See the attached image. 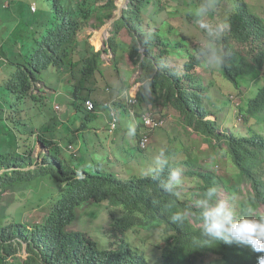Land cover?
Here are the masks:
<instances>
[{
  "label": "clouds",
  "instance_id": "clouds-1",
  "mask_svg": "<svg viewBox=\"0 0 264 264\" xmlns=\"http://www.w3.org/2000/svg\"><path fill=\"white\" fill-rule=\"evenodd\" d=\"M65 1H68L66 7L60 0L46 1L54 10L61 3L63 7L58 16L46 7L43 0L41 11L39 3H31V11L34 12L32 5H35L37 10L34 13L39 14L43 27L35 34H28V42L34 48L29 51L26 60L27 65L39 68L32 70L34 74L30 75L32 79L26 86L16 88L9 79L10 62L4 52L12 44L13 27L16 28L21 18L18 17L14 24L16 15L12 1L0 0V264H116L94 246L86 254L74 250L68 256L60 250V237L65 230L85 238L87 227L98 219L102 221L107 217V223L114 225V220L108 219V214L111 216L114 208L111 203L107 206L92 204L78 190V181L84 177L82 172L96 168L84 169L85 154L81 140L70 139L67 134L57 141L52 138L57 117L62 116V125L70 130L66 123H70V120L66 119L65 122L60 114L61 105L54 104L56 113L49 109L55 97L52 95L55 86L51 84H54L60 68L66 67L65 72L70 76L69 83L73 87L79 86L80 92L72 86V90L67 92L79 104L75 106L74 113L84 114L86 125L90 123L87 128L96 136L99 149L102 150L100 153L95 151L97 154H91L92 157L98 162L96 159L99 157L108 156L113 165L120 164L119 159L131 147L138 126H143L139 143L145 149L151 142L162 145L177 137L187 138L184 133L187 127L185 114L182 108L169 103L167 94H170V86L164 80L174 68L170 49L180 39L178 32L198 50L210 69L217 67L220 83L223 81L229 85L222 90V97H215L216 78H213L215 83L210 101L220 103L227 100L232 105L243 104V97L251 93L248 78L257 70L261 72L257 80L264 84V0H129L124 10L126 14L118 19L113 17L114 10L110 12L113 6L111 0L110 15L103 17V20L98 17V11H93L96 1ZM96 17L99 20L97 23L94 22ZM152 20L156 22L155 26L151 25ZM119 21H123L128 28L127 33H119ZM190 34H194L195 38L192 39ZM14 47L20 51V41L16 40ZM182 47L183 43L180 49ZM183 61L189 64V60L184 57ZM249 64L256 68L250 74L247 71ZM46 71H49L50 77H46ZM78 73L83 75L80 77ZM189 75V71L182 74L180 82L188 80ZM85 78L96 81L97 86L102 88L105 106L98 108L92 98L82 99L85 106L79 103L76 94L81 97L89 93ZM75 79L80 81L79 84L74 83ZM118 86L119 90H114ZM185 88L181 84L174 87L176 96L184 98L187 94ZM27 91L36 96L28 109L23 97ZM256 96L255 92L252 98ZM141 98L153 106L143 116L138 112V107L142 105ZM122 99L127 100V106L113 104ZM88 102L93 103L92 109ZM70 105L74 106L75 103ZM42 106L45 107V114L43 112L41 115L38 109ZM106 111L111 113L110 119L103 116ZM90 113L96 116L90 117ZM121 113L126 115V119L121 118ZM155 113H159L160 117ZM46 117L48 120L43 122L42 119ZM168 118L177 121L173 129L166 125ZM92 119L99 123L106 121L108 126L104 125L103 131L92 130ZM208 119L216 121L219 115H211ZM11 121L16 123L12 125ZM105 133L113 136L106 143L99 136ZM76 134L79 132L76 131ZM192 137L198 138L199 145L204 147H213L217 143V139L201 135L196 130ZM223 146L222 149L229 152L225 149L228 145ZM64 155L81 159L83 168H77L73 174L64 170H51L57 158ZM180 158H186V154ZM196 165L203 172L219 174L226 182L217 189L208 187L197 202V206L202 209L200 233L204 243L223 242L264 253V214L250 212V215H238L230 201L233 198L243 200V195L238 192L233 197L228 192L226 186L230 189L233 187L226 180L230 174ZM183 176L190 178L183 173V169H172L164 184L165 190L171 192L179 188L184 183ZM245 183L248 188L250 183ZM46 189L49 193H45ZM190 189L194 192V199L183 196ZM196 192V186L189 183L180 197L195 205L198 199ZM237 208L242 210L239 205ZM195 214L188 210L177 211L172 219L181 222L192 215L197 220ZM21 252H26L27 257L20 256ZM258 264H264V255L258 257Z\"/></svg>",
  "mask_w": 264,
  "mask_h": 264
},
{
  "label": "trees",
  "instance_id": "trees-1",
  "mask_svg": "<svg viewBox=\"0 0 264 264\" xmlns=\"http://www.w3.org/2000/svg\"><path fill=\"white\" fill-rule=\"evenodd\" d=\"M11 1L12 9L15 8L14 15H16H13L14 24L18 17L21 20L16 28L13 27L12 44L6 47L4 55L8 56L10 62L9 79L18 88L26 86L27 82L32 79L30 75L34 74L32 70L39 68L27 65L26 59L29 51L34 48V45L28 42V34H35L43 27L39 14L31 11V3H39L40 11L42 3L41 0ZM46 1L48 0H43L46 7L58 16L59 10L63 7L61 3L57 4V10H54L52 5L46 4ZM60 1L64 2L66 7L68 1ZM90 1L97 2L93 6V11H98L99 18L103 20V17H109L111 0ZM150 23L153 26L156 25L153 20ZM178 33L180 39L170 49L174 68L164 80L170 86V94H167L169 103L182 108L185 114L184 120L187 127L184 133L187 138L177 137L162 145L153 142L145 149L139 143L142 139L143 126H138L134 131L131 147L119 159L120 164L113 165L108 156L96 159L102 166L109 167V169L96 167L93 171L82 172L84 177L78 181V190L84 193L92 204L107 206L111 203L114 208L111 210V216L108 214V219L114 220V225L107 223V217L102 221L98 219L95 224L87 227L85 238L80 234L65 230L60 237L62 254L69 256V253H73L74 250H80L86 254L94 246L102 252L103 256L112 259L116 264H258V257L264 255V253H256L250 248L235 244L204 243L200 233L202 209L197 206V202L208 187L214 186L217 189L226 182L219 174L203 172L204 170L196 165L199 140L192 137L193 131L196 130L201 135L217 139V143L213 144L215 152L221 150L224 144L228 145L225 149L229 150L234 164L241 169L240 177L243 183H250L254 189V192L249 193L248 199L236 200L237 205L242 208V212L239 208H235L238 215H250V212L264 214L260 210L264 204V177L262 175L264 169V84L261 80H257L261 72L257 70L248 78L251 93L246 98L243 97V104L232 105L227 103V100L220 101V103L210 101L215 82L214 79L211 82L205 80L204 72L210 69L209 64L202 55H199L198 50L191 45L188 39L180 32ZM16 40L21 43L20 51L15 50ZM182 43L183 47L180 49ZM172 56L169 57L172 58ZM183 57L189 60V64L183 61ZM255 69L251 64L247 66L249 74ZM187 71L190 72L188 80L181 83L180 76ZM85 80L88 81L89 93L81 97L76 94L80 100L79 103H83L82 99L92 98L98 108L105 106L106 98L102 88L97 86V82L92 79L85 78ZM180 84L187 90L184 98L177 97L175 94L174 87ZM114 90H119V86ZM255 92L257 96L252 98ZM23 97L26 109L30 107L31 101L33 104L36 99V96L30 94L29 91L25 92ZM141 99L142 105L138 107V112L140 116H143V113L151 110L153 106L146 99ZM41 100L43 102V99ZM113 104L127 106L128 102L122 99ZM83 105L85 106L84 103ZM44 108L42 106L38 109L41 115L43 112L45 114ZM211 115H219V119L209 120ZM89 116L95 117L96 114L90 113ZM15 123L11 121L12 125ZM104 125H107L106 121L99 123L96 119L91 120L92 130L99 131ZM99 136H102L104 143L113 139L109 133ZM93 139L97 142L95 135ZM98 151L102 152L100 149ZM182 154H186V158H180ZM61 157L57 158L58 161L54 163L51 170H64L73 174L77 168H83L81 159H75L71 155ZM131 168H134L135 173ZM174 168L183 169V173L188 174L190 178L186 179L183 176L184 183L179 188L171 192L166 191L164 184L167 183L168 175ZM189 183L196 186L198 199L195 200V205H191L189 201H184L180 197V193ZM36 187L39 189L38 185ZM226 187L233 197L238 195L236 189ZM45 193H49V190L46 189ZM184 210L196 213L194 216L197 220L190 215L185 221H173V215L177 211Z\"/></svg>",
  "mask_w": 264,
  "mask_h": 264
},
{
  "label": "rangeland",
  "instance_id": "rangeland-1",
  "mask_svg": "<svg viewBox=\"0 0 264 264\" xmlns=\"http://www.w3.org/2000/svg\"><path fill=\"white\" fill-rule=\"evenodd\" d=\"M129 0H113V6L110 7V12H112L113 10V17L115 19L120 18L122 15H125V8L128 4ZM32 10L34 12H36L37 7L35 5H32ZM1 17V16H0ZM94 22L97 23L99 22L98 18L96 17L94 19ZM95 26V25H94ZM118 28H119V33L120 34H125L127 33L129 30L126 26H124L123 21H119L118 22ZM192 39L195 38L194 34H190ZM2 40H1V36H0V44H1ZM212 43V42H209ZM216 44H219V42H214ZM208 47L211 49V46L208 45ZM61 67V66H59ZM57 67V71L58 68ZM216 66L215 69H210L207 70L206 72H204L205 75V80H207L208 82H211V80L213 78H216V88L214 87V96L215 97H222L223 96V92L222 90H224L225 88H228L229 85L226 82H223L218 80L217 78V71H216ZM46 77H50V73L49 71H46L45 73ZM78 75L81 77L83 74L82 73H78ZM235 89V86H232ZM64 94H71L70 92H67L66 90L63 91ZM59 94H60V90H59ZM63 99V103H65L66 101V108L63 111V117L65 119H69V122H66L69 126H70V130H67V128H65L61 121H62V116L60 114H58L57 116H61V117H57V120H55V131L51 133L52 138L54 140H58L59 138L65 136L66 134L69 135L70 139H75L81 140V144H83L84 146V154H85V162H84V169L86 170H93L94 167H99V168H103V169H109V167H104L102 166L100 163L96 162L94 160V158L92 157V155H96L94 152L98 151L99 146L97 144L96 141H94L93 139V132L91 130H89L87 128L85 119H84V114L83 113H74V107L78 106L79 104L76 103L75 106L70 105L71 103V99L70 100H66L64 96H62ZM68 105V107H67ZM157 117H160L159 113H155ZM53 116V114L49 117L51 120V117ZM56 117V115H54ZM121 118L124 120L126 119V115L121 113ZM43 122H46L48 120V118H43L42 119ZM53 120V119H52ZM167 126H170L173 129V124H177V121L174 122L173 118H168L167 119ZM165 125V126H166ZM76 131L79 132V134H76ZM153 136V135H152ZM106 147V145H105ZM91 151V153L89 152ZM92 154V155H91ZM131 161V159H129ZM133 163H134V158L132 159ZM196 163L200 166L203 167L206 170H210V171H214V172H226L230 174V177H226L227 182L231 183L233 185V189H236L239 194L243 195V200L248 199V195H249V191L250 192H254L253 187L251 186V184H248V188H247V184L241 179L240 174H241V169L234 164L232 157L230 156L229 152L221 149L219 151L216 150L213 151V147H204L202 145H199L198 150L196 151ZM129 167H127L128 169ZM132 171L135 173L134 168H131ZM121 170V169H120ZM118 175H122L121 173H118ZM263 175H264V171H263ZM184 197H186L187 199H194L195 195L193 190H186L185 193L183 194ZM237 199L231 200L230 203L237 208V203H236ZM241 210V209H240ZM260 210L262 213H264V204L260 207ZM242 212V210H241ZM26 221H29V218L26 219ZM20 256H24L27 257V253L26 252H21Z\"/></svg>",
  "mask_w": 264,
  "mask_h": 264
},
{
  "label": "crops",
  "instance_id": "crops-1",
  "mask_svg": "<svg viewBox=\"0 0 264 264\" xmlns=\"http://www.w3.org/2000/svg\"><path fill=\"white\" fill-rule=\"evenodd\" d=\"M66 68V67H65ZM65 68H60L57 78L55 79L54 84H51L54 87V90H52V95L54 94L55 97L52 98L51 103L52 106L49 108L50 111H53V113H56V111L54 110V104L58 103L59 105H61V110H60V114L63 115V111L66 108V102L63 103V99L62 96L65 97L66 100H70L71 99V103H77L76 99L74 97H72L69 94H64L63 91H70L72 90V88L70 86H72V84H70V76H67L66 72H65ZM80 80V78H79ZM80 81H77L76 79L74 80L75 84H79ZM73 87V86H72ZM75 90H78L79 86L73 87ZM60 90V94L58 95V92ZM77 92H80L79 90ZM75 106V105H74ZM76 107H74L75 109ZM51 116V115H50ZM103 116H107L109 119L111 117V113L109 111L104 112ZM78 135V134H77ZM78 142H80L78 140ZM80 144V143H79Z\"/></svg>",
  "mask_w": 264,
  "mask_h": 264
},
{
  "label": "built area",
  "instance_id": "built-area-1",
  "mask_svg": "<svg viewBox=\"0 0 264 264\" xmlns=\"http://www.w3.org/2000/svg\"><path fill=\"white\" fill-rule=\"evenodd\" d=\"M89 104V108L92 109L93 108V103L92 102H88Z\"/></svg>",
  "mask_w": 264,
  "mask_h": 264
},
{
  "label": "bare ground",
  "instance_id": "bare-ground-1",
  "mask_svg": "<svg viewBox=\"0 0 264 264\" xmlns=\"http://www.w3.org/2000/svg\"><path fill=\"white\" fill-rule=\"evenodd\" d=\"M18 3H19V1H18ZM18 6H19V4H18ZM30 96V95H29ZM50 119V118H49ZM168 122V121H167ZM152 143V142H151ZM136 148V147H135ZM143 148V147H142ZM139 150V149H138ZM140 150H143V149H140Z\"/></svg>",
  "mask_w": 264,
  "mask_h": 264
}]
</instances>
